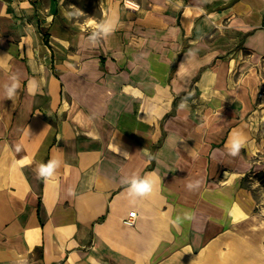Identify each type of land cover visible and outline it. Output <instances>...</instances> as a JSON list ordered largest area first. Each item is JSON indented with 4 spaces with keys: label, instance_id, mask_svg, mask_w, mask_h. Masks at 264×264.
Instances as JSON below:
<instances>
[{
    "label": "crops",
    "instance_id": "0c3cea01",
    "mask_svg": "<svg viewBox=\"0 0 264 264\" xmlns=\"http://www.w3.org/2000/svg\"><path fill=\"white\" fill-rule=\"evenodd\" d=\"M134 1L0 0V264H264V0Z\"/></svg>",
    "mask_w": 264,
    "mask_h": 264
},
{
    "label": "clouds",
    "instance_id": "9594fccd",
    "mask_svg": "<svg viewBox=\"0 0 264 264\" xmlns=\"http://www.w3.org/2000/svg\"><path fill=\"white\" fill-rule=\"evenodd\" d=\"M106 35H109L114 30V24L112 22H106L103 25H100ZM19 87V83L15 80L11 84L10 87H7L6 96L7 98L11 99L15 94L16 90ZM241 140L239 138L234 139L231 141V154L237 155L239 149L241 147ZM19 147H17V151H19ZM56 168V161H49L47 164L41 165L39 167V174L38 176L41 178H51L54 175V169ZM190 187V185H189ZM153 191V182L149 179H142V180H133L131 184V192L135 193L139 196H146ZM190 218V217H189Z\"/></svg>",
    "mask_w": 264,
    "mask_h": 264
},
{
    "label": "rangeland",
    "instance_id": "374dc122",
    "mask_svg": "<svg viewBox=\"0 0 264 264\" xmlns=\"http://www.w3.org/2000/svg\"><path fill=\"white\" fill-rule=\"evenodd\" d=\"M95 0H82L83 4L87 5V9L94 12L95 11ZM252 178H247L248 182L247 185L251 187L256 195L257 198H260L262 191H264V173H256L251 174ZM261 191V192H260ZM260 192V193H259Z\"/></svg>",
    "mask_w": 264,
    "mask_h": 264
},
{
    "label": "built area",
    "instance_id": "2783aa9c",
    "mask_svg": "<svg viewBox=\"0 0 264 264\" xmlns=\"http://www.w3.org/2000/svg\"><path fill=\"white\" fill-rule=\"evenodd\" d=\"M124 5L128 8H135L136 3L134 0H124ZM260 94V99L264 98V88L261 90ZM136 216L137 212L132 211L130 212L129 216L124 218V222L128 225H133L136 222Z\"/></svg>",
    "mask_w": 264,
    "mask_h": 264
}]
</instances>
